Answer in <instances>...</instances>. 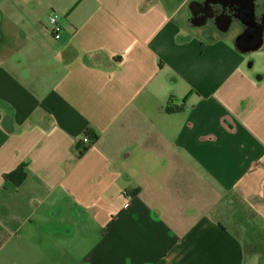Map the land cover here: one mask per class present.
Here are the masks:
<instances>
[{"label":"crops","instance_id":"0c3cea01","mask_svg":"<svg viewBox=\"0 0 264 264\" xmlns=\"http://www.w3.org/2000/svg\"><path fill=\"white\" fill-rule=\"evenodd\" d=\"M0 264H264V0H0Z\"/></svg>","mask_w":264,"mask_h":264},{"label":"trees","instance_id":"16d2710c","mask_svg":"<svg viewBox=\"0 0 264 264\" xmlns=\"http://www.w3.org/2000/svg\"><path fill=\"white\" fill-rule=\"evenodd\" d=\"M168 111L171 112L170 109H168ZM87 135H88V133H87ZM89 136L93 141L95 138L94 134L89 133ZM86 149L87 148H85V150ZM25 178H26V173L24 171V166H20L14 172H12L11 174H8L6 176V179L12 181L16 186H19L24 181Z\"/></svg>","mask_w":264,"mask_h":264},{"label":"built area","instance_id":"2783aa9c","mask_svg":"<svg viewBox=\"0 0 264 264\" xmlns=\"http://www.w3.org/2000/svg\"><path fill=\"white\" fill-rule=\"evenodd\" d=\"M50 23L51 25L53 26V32H54V37L56 39H58L60 37L59 35V31H60V27L58 26V23H57V17L56 16H53L50 18ZM82 142L83 144H85L86 146L88 145H91L92 144V139L89 137V136H84V138L82 139Z\"/></svg>","mask_w":264,"mask_h":264},{"label":"rangeland","instance_id":"374dc122","mask_svg":"<svg viewBox=\"0 0 264 264\" xmlns=\"http://www.w3.org/2000/svg\"><path fill=\"white\" fill-rule=\"evenodd\" d=\"M235 231H239V230H238V228H236V230H235ZM246 244H248V243H247V241H246Z\"/></svg>","mask_w":264,"mask_h":264},{"label":"water","instance_id":"95a60500","mask_svg":"<svg viewBox=\"0 0 264 264\" xmlns=\"http://www.w3.org/2000/svg\"><path fill=\"white\" fill-rule=\"evenodd\" d=\"M259 46H256L255 49H257Z\"/></svg>","mask_w":264,"mask_h":264}]
</instances>
